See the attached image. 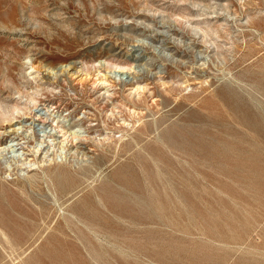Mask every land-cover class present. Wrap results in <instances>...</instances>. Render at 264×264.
I'll return each instance as SVG.
<instances>
[{"label":"rangeland","instance_id":"rangeland-1","mask_svg":"<svg viewBox=\"0 0 264 264\" xmlns=\"http://www.w3.org/2000/svg\"><path fill=\"white\" fill-rule=\"evenodd\" d=\"M11 107L0 264H264V0H0Z\"/></svg>","mask_w":264,"mask_h":264},{"label":"bare ground","instance_id":"bare-ground-1","mask_svg":"<svg viewBox=\"0 0 264 264\" xmlns=\"http://www.w3.org/2000/svg\"><path fill=\"white\" fill-rule=\"evenodd\" d=\"M34 101L33 100H30V103H33ZM14 107V106H13ZM1 109V108H0ZM3 110H5V109H3ZM7 110V109H6ZM5 110V111H6ZM10 109H8V111H9ZM11 110H12V107H11ZM8 111L7 112H1L0 113V117L3 119V121H11V120H13L14 119V114H19L20 112H22L20 109H18V108H13V110L11 111V112H9L8 113ZM22 114H24V113H22ZM17 117V116H16ZM76 132H72L71 134L72 135H74ZM75 139V138H74ZM9 148H11V152L12 153H14V152H17L18 151V149H12V148H14L15 147V145H10V146H8ZM3 149H5V148H3ZM32 165H34V164H31L30 166H32ZM64 175V174H63ZM45 176H47V177H49L47 174L45 175ZM51 176V175H50ZM62 176V175H61ZM65 176V175H64ZM0 233L2 234V235H4V233L0 230ZM11 244V243H10ZM11 246V245H10Z\"/></svg>","mask_w":264,"mask_h":264}]
</instances>
